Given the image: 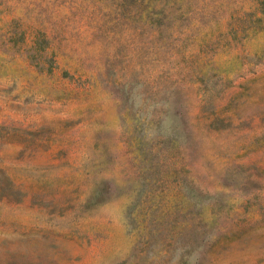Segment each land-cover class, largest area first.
Here are the masks:
<instances>
[{
	"label": "rangeland",
	"instance_id": "1",
	"mask_svg": "<svg viewBox=\"0 0 264 264\" xmlns=\"http://www.w3.org/2000/svg\"><path fill=\"white\" fill-rule=\"evenodd\" d=\"M0 264H264V0H0Z\"/></svg>",
	"mask_w": 264,
	"mask_h": 264
}]
</instances>
